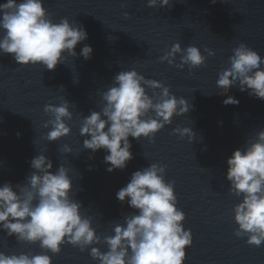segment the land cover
<instances>
[{"label":"water","instance_id":"1","mask_svg":"<svg viewBox=\"0 0 264 264\" xmlns=\"http://www.w3.org/2000/svg\"><path fill=\"white\" fill-rule=\"evenodd\" d=\"M147 2L43 0L54 22L67 18L71 24H81L88 39L77 45L75 58L68 57L54 71L19 66L11 55L0 54V185L25 183L32 172L31 160L43 153L52 161L53 172L61 164L72 169L73 195L82 203L81 213L93 218V227L103 236L111 235L116 223L136 211L116 198L132 174L151 163L166 165L165 181L175 183L177 207L186 217L183 226L192 233L184 264H264V244L250 246L246 237L234 235L232 209L240 200L229 194L225 175L232 153L264 130V100L238 86L222 96L216 84L239 44L264 58V0H171L165 8H149ZM177 43L182 49L197 47L206 57L205 66L181 69L175 66L179 56L172 66L161 63L160 57ZM84 44L93 49L88 60L80 55ZM204 49L215 55L208 56ZM132 70L163 83L177 99L188 100L192 110L174 116L154 142L129 137L133 159L124 170L109 173L104 163L107 153L84 150L79 130L83 117L100 111L102 93L115 75ZM147 93L151 96L152 90ZM228 96L239 103L225 105ZM63 99L71 105L73 119L66 121L71 134L48 142L44 137L50 129L43 125L49 116L44 108ZM185 127L196 133L193 143L173 134ZM64 145L71 154H63ZM89 251L64 245L52 262L96 264ZM0 252L39 254L41 249L38 243L17 242L15 236L0 231Z\"/></svg>","mask_w":264,"mask_h":264},{"label":"clouds","instance_id":"2","mask_svg":"<svg viewBox=\"0 0 264 264\" xmlns=\"http://www.w3.org/2000/svg\"><path fill=\"white\" fill-rule=\"evenodd\" d=\"M170 3L148 0L147 6L165 8ZM0 32V54L11 55L19 66L39 65L48 71L65 64L68 57L75 58L77 45L88 39L83 25L71 24L67 18L54 22L43 0H6L0 4ZM92 52L91 46L84 44L80 55L88 60ZM232 53L230 66L219 73L218 94L226 95L238 86L239 91L264 100V58L243 43ZM177 56L180 63L175 66H188L189 71L206 63L197 47L182 49L179 43L166 51L160 62L172 66ZM147 89L152 90L151 96ZM102 102L100 111L83 117L79 134L84 137V150L107 153L104 163L109 165V173L124 170L133 159L129 137L154 142L174 116H185L192 110L188 100L177 99L169 87L135 70L115 75L112 85L102 93ZM223 103L237 105L239 101L228 96ZM70 106L66 99L59 105L45 106L49 119L43 126L50 129L44 137L48 142L71 134L66 123L73 119ZM173 134L192 143L196 140L192 128H176ZM71 151L64 145L63 154ZM30 166L32 172L25 183L0 185V231L15 236L17 242L38 243L41 252H0V264H53L52 256L59 255L64 245L81 253L90 249L88 254L96 264H184L192 233L183 226L186 217L177 207L175 183L165 181L166 165L151 163L132 174L116 198L136 211L124 216L123 223H116L111 235L103 236L93 227V218L81 213L82 203L73 195L72 169L61 164L53 172L52 161L43 153L35 156ZM225 175L229 194L240 200L232 209L237 225L234 235L259 247L264 244V130L232 153ZM102 247L107 251H101Z\"/></svg>","mask_w":264,"mask_h":264}]
</instances>
